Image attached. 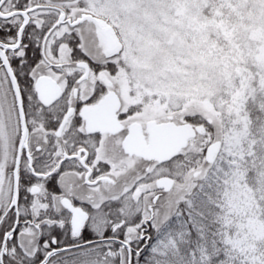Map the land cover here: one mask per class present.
Listing matches in <instances>:
<instances>
[{
    "label": "snow or ice",
    "instance_id": "6c2138e0",
    "mask_svg": "<svg viewBox=\"0 0 264 264\" xmlns=\"http://www.w3.org/2000/svg\"><path fill=\"white\" fill-rule=\"evenodd\" d=\"M0 264H264V0H0Z\"/></svg>",
    "mask_w": 264,
    "mask_h": 264
}]
</instances>
